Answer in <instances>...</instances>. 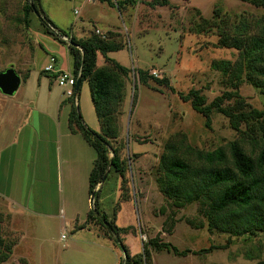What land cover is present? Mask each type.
I'll return each instance as SVG.
<instances>
[{
    "label": "rangeland",
    "instance_id": "374dc122",
    "mask_svg": "<svg viewBox=\"0 0 264 264\" xmlns=\"http://www.w3.org/2000/svg\"><path fill=\"white\" fill-rule=\"evenodd\" d=\"M26 1L29 0H0V70L11 65L20 76V83L12 95L20 96L23 88L28 86L24 88V96H36L37 81H40L41 95H46L54 104L58 98L64 99L62 105L68 108L71 101L75 102L84 124L97 131L98 123L86 81H82L75 96L72 94L69 98L57 86L51 73L45 74L42 70L48 64L49 56H53L55 67L71 71L72 57L67 49L71 34L84 37L95 27L103 33L114 31L115 38L124 45L111 54L131 69L124 87L125 103L123 100L120 108L117 139L126 166L127 183L123 193L128 197L121 200L120 177L113 170L94 191L98 189L97 206L107 218L113 219L117 227L130 226L126 232L119 233L128 252L138 253L141 243L155 236L189 252L175 255L164 249L150 248V264H253L264 259L263 233L230 237L227 233L209 230L197 202L175 207L155 182L157 158L163 142L175 131L184 133L190 145L202 150L226 147L232 140L241 143L246 150L257 149L260 132L255 133L254 141L248 132L241 134L231 129L227 119L216 112L211 113L206 126L204 117L194 111L188 101H183L179 93L196 89L206 102L220 95L228 87L223 85L219 71L213 69L211 63L233 61L237 56L235 49L217 44L216 28L203 33L192 32L199 17L214 19L213 11L216 10L219 17L215 20L226 16L233 22L238 15L264 18V8L242 0H168L169 4L164 6H149V0H134L133 4H124L119 11L98 0H39L44 16L56 30L65 34L67 40L60 41L44 31L35 12L28 13L27 22L23 20ZM217 23L221 24L220 21ZM100 60L99 56L98 64ZM137 68L145 69L152 77H165L168 84H158L150 78L146 83L139 82ZM152 70L156 76L151 74ZM24 74L28 77L22 81ZM47 84L50 92H47ZM237 93L249 107L260 109L264 106V96L246 80H242ZM226 103L230 104L231 100ZM28 116L32 118L28 123L36 125V113L29 111ZM60 122L68 127L66 117L61 116ZM240 129H244L243 124ZM71 133L75 135L68 139V147L75 160L69 170L70 188L63 195L61 217L44 226L47 245L42 249L43 264L77 262L76 254L72 253L80 251L82 239L91 235L90 231L78 229L91 208L87 199V172L95 154L78 132ZM2 210L0 206V237L10 244L8 256L2 262L15 264L11 253L20 235L12 229L9 214ZM70 220L68 226L64 224ZM30 222L41 227L36 218L32 217ZM100 241L103 246L99 251L105 264H119L123 257L119 244ZM208 247L211 248L200 251ZM18 262L21 264L22 259Z\"/></svg>",
    "mask_w": 264,
    "mask_h": 264
},
{
    "label": "trees",
    "instance_id": "16d2710c",
    "mask_svg": "<svg viewBox=\"0 0 264 264\" xmlns=\"http://www.w3.org/2000/svg\"><path fill=\"white\" fill-rule=\"evenodd\" d=\"M98 1L115 6L119 11L124 4L134 2ZM242 1L264 8V0ZM147 4L164 6L168 5L169 1L149 0ZM29 12L38 15L45 32L63 41L59 36L65 34L56 30L52 22L44 16L39 0H29L24 4L22 16L25 22ZM213 17L214 19L199 17V22L193 25L192 32L203 33L214 27L217 30V44L236 50L237 56L233 61L216 60L211 63L212 68L219 71L222 83L228 89L209 102H206L204 96L196 89H189L185 94L179 93V97L188 101L191 108L204 117L206 126L212 112L220 113L227 119L231 129L241 134L248 132L254 141L255 133L260 132V142L257 149L246 150L241 143L232 140L226 147L202 150L190 145L184 133L175 131L163 142L157 158L155 182L159 191L171 199L175 207L197 202L209 230L224 232L230 237L264 234V106L260 109L249 107L237 93L242 80H246L264 96V18L238 15L233 22L228 21L226 16L215 20L219 17L216 10L213 11ZM113 32L106 31L103 38L93 32L84 37L71 34L67 41V49L72 57L71 72L75 75L79 71L73 94L75 96L80 83L86 81L98 123L97 131L86 126L77 111L76 103L71 101L68 127L71 132H78L94 149L95 154L87 175L88 197L92 193L91 208L86 213L84 224L79 227L91 223L103 237L118 243L123 253L119 264H150V248L156 251L164 249L175 255H184L189 250H179L154 236L141 243L138 253L130 254L119 237V233L126 232L130 226L117 227L113 219L107 218L105 213L98 209L95 199L98 191H94L95 187L105 179L110 170L120 177L121 200L128 197L123 193L127 183L126 166L120 154L122 147L117 139L120 108L125 97L124 87L131 69L106 55L124 46L115 38L116 34ZM99 56L102 58L101 64H98ZM136 73L141 83H146L150 78L158 84H168L165 77H152L145 69L137 68ZM27 75L21 76V80L24 81ZM51 77L53 78L52 74ZM227 100H231V103H226ZM242 124L244 129H240ZM1 245L0 263L7 258L10 249V244L0 237ZM253 264H264V259H259Z\"/></svg>",
    "mask_w": 264,
    "mask_h": 264
},
{
    "label": "crops",
    "instance_id": "0c3cea01",
    "mask_svg": "<svg viewBox=\"0 0 264 264\" xmlns=\"http://www.w3.org/2000/svg\"><path fill=\"white\" fill-rule=\"evenodd\" d=\"M114 52L106 55L122 64L112 56ZM37 86V95L30 98L24 96L28 86L20 96L0 93V206L9 214L12 229L20 235L11 253L15 264H19L18 259H22L21 264H43L42 249L47 245L44 226L62 215L63 195L70 188L69 170L75 160L68 147V139L75 133L60 122L61 116L68 118L70 108L62 105L64 99L58 98L54 104L41 95L40 81ZM47 87L50 92V85ZM29 111L36 113V125L28 123L32 119ZM32 217L41 227L32 225ZM69 222L64 224L68 226ZM78 230L90 231L91 235L82 239L80 251L72 253L77 257L72 264H105L99 251L103 246L100 240H111L98 235L91 223Z\"/></svg>",
    "mask_w": 264,
    "mask_h": 264
},
{
    "label": "built area",
    "instance_id": "2783aa9c",
    "mask_svg": "<svg viewBox=\"0 0 264 264\" xmlns=\"http://www.w3.org/2000/svg\"><path fill=\"white\" fill-rule=\"evenodd\" d=\"M93 33L100 36L101 38L104 37V33L95 27L93 29ZM60 37L62 40H67L66 36ZM43 71L53 75V79L55 80L57 86L63 89L67 97L70 98L72 96L73 86L76 82V78L79 75V71H77V73L74 75L71 71H63L60 68L55 67V58L53 56H49V62L43 67ZM151 74L156 76V72L154 70L151 71Z\"/></svg>",
    "mask_w": 264,
    "mask_h": 264
},
{
    "label": "water",
    "instance_id": "95a60500",
    "mask_svg": "<svg viewBox=\"0 0 264 264\" xmlns=\"http://www.w3.org/2000/svg\"><path fill=\"white\" fill-rule=\"evenodd\" d=\"M77 80L75 86H77ZM20 83V76L10 65L0 70V93L3 95H12ZM92 193L89 195L91 202Z\"/></svg>",
    "mask_w": 264,
    "mask_h": 264
}]
</instances>
